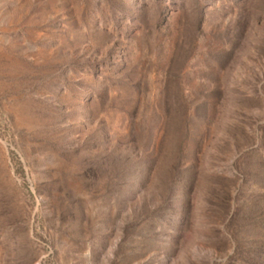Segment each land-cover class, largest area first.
I'll list each match as a JSON object with an SVG mask.
<instances>
[{
	"label": "rangeland",
	"instance_id": "374dc122",
	"mask_svg": "<svg viewBox=\"0 0 264 264\" xmlns=\"http://www.w3.org/2000/svg\"><path fill=\"white\" fill-rule=\"evenodd\" d=\"M0 264H264V0H0Z\"/></svg>",
	"mask_w": 264,
	"mask_h": 264
}]
</instances>
